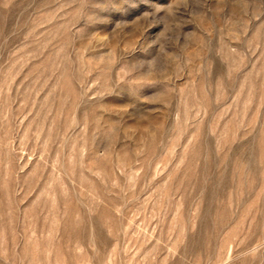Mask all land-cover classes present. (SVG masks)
Instances as JSON below:
<instances>
[{
    "label": "rangeland",
    "instance_id": "374dc122",
    "mask_svg": "<svg viewBox=\"0 0 264 264\" xmlns=\"http://www.w3.org/2000/svg\"><path fill=\"white\" fill-rule=\"evenodd\" d=\"M0 264H264V0H0Z\"/></svg>",
    "mask_w": 264,
    "mask_h": 264
}]
</instances>
